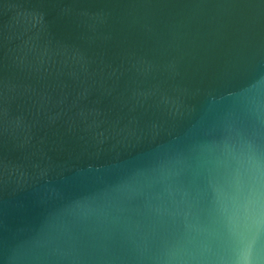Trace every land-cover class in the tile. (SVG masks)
I'll return each mask as SVG.
<instances>
[{"label": "water", "instance_id": "95a60500", "mask_svg": "<svg viewBox=\"0 0 264 264\" xmlns=\"http://www.w3.org/2000/svg\"><path fill=\"white\" fill-rule=\"evenodd\" d=\"M0 264H264V0H0Z\"/></svg>", "mask_w": 264, "mask_h": 264}]
</instances>
